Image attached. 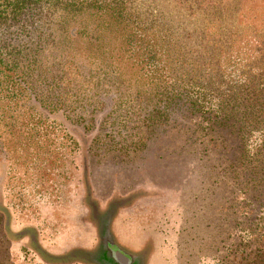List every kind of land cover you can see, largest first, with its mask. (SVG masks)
<instances>
[{"label": "rangeland", "instance_id": "374dc122", "mask_svg": "<svg viewBox=\"0 0 264 264\" xmlns=\"http://www.w3.org/2000/svg\"><path fill=\"white\" fill-rule=\"evenodd\" d=\"M36 2L40 20L0 27L1 47L42 37L48 73L71 60L76 87L48 93L47 70L34 95L0 86V264H264L263 188L247 186L245 138L205 129L186 97L163 108L115 30ZM240 5L243 22L264 24V0ZM185 32L193 55L194 27ZM48 94L59 110L40 109Z\"/></svg>", "mask_w": 264, "mask_h": 264}, {"label": "trees", "instance_id": "16d2710c", "mask_svg": "<svg viewBox=\"0 0 264 264\" xmlns=\"http://www.w3.org/2000/svg\"><path fill=\"white\" fill-rule=\"evenodd\" d=\"M54 2L71 16L88 14L98 29L115 30L122 40L123 53L153 74L150 75L152 83L162 89L159 93L165 95L163 108L186 97L193 112H198L207 125L205 129L217 126L244 137L242 153L249 167L247 186L252 189L262 187L264 199V24L243 22L241 0ZM35 3L36 0H0V27L22 19L24 22L39 21L38 17L34 19L33 12L28 11ZM173 11L180 14L177 23L170 17ZM190 26L194 27L197 40L193 55V50L186 48L190 45L181 42L178 33L185 32ZM7 36L14 37L12 34ZM188 37L185 32V38ZM43 47L42 37L31 45L17 42L1 47L0 44V86L9 83L7 89L13 95L15 89L12 87L17 84L24 95H34L32 82L40 81L42 73L47 70L48 63L41 52ZM73 63L71 60L62 61L64 75L58 78L46 71L51 82L48 93L51 94L50 90L63 82L66 88L69 84L71 88L76 87L64 78ZM15 77L23 83H15ZM52 96L55 97L54 94L40 96L39 101L36 98L40 109L59 110L56 105L62 103L61 98L55 100ZM254 132L263 134L259 142L255 141L249 147L247 142L252 140ZM262 225L259 240L264 246V221ZM106 245L108 247V242Z\"/></svg>", "mask_w": 264, "mask_h": 264}, {"label": "flooded vegetation", "instance_id": "af4514ba", "mask_svg": "<svg viewBox=\"0 0 264 264\" xmlns=\"http://www.w3.org/2000/svg\"><path fill=\"white\" fill-rule=\"evenodd\" d=\"M102 257H103V255H102ZM103 259V258H102Z\"/></svg>", "mask_w": 264, "mask_h": 264}]
</instances>
